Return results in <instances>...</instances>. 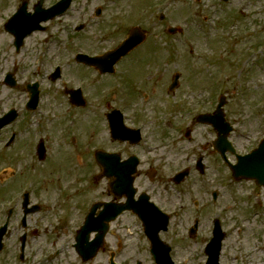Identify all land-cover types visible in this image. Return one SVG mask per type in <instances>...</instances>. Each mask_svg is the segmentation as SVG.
Here are the masks:
<instances>
[{
    "label": "rangeland",
    "instance_id": "obj_1",
    "mask_svg": "<svg viewBox=\"0 0 264 264\" xmlns=\"http://www.w3.org/2000/svg\"><path fill=\"white\" fill-rule=\"evenodd\" d=\"M7 6V3L0 5V21L8 14ZM98 7L103 9L99 17L95 13ZM238 7L246 9L247 14H237ZM114 12L120 18L112 17ZM161 13L165 15L163 20L160 18ZM56 21L51 30L56 35L53 44L54 59L64 60L66 68L69 67V59L80 48L89 52L102 51L110 44L121 42L133 25H140L148 33L149 41L128 57L132 72L127 80L132 97L138 96L137 88L139 83H143V62L146 61L151 64L148 73L156 74L157 85L155 81H151L144 90V96H152L145 108H150L154 103L162 104L165 108L168 103L164 100L167 96L177 98L187 91H193L192 100L203 97L199 100L201 110L209 109L213 112L220 95L226 94V117L237 127L231 138L238 149L242 151L251 146L241 137L245 128L252 136L264 135V107L257 106L258 102L264 103V0H231L227 4L222 0H74L69 14ZM66 23L71 26L66 27ZM82 23L85 27L76 31V26ZM169 26L180 27L185 34H172L168 31ZM1 32L0 54L7 64L13 61L14 56L10 37L6 35L4 38V32L0 28ZM45 36L47 35H42L43 38ZM43 38L39 42V36H36L24 48L29 50L25 52L26 67L32 62V58L28 59L27 56L32 57L31 52L37 53ZM256 50L262 51L259 56L251 55ZM213 52L215 55L212 56ZM76 71L80 74L83 69L78 67ZM176 72L181 73L182 85L174 92H169L168 86ZM50 82L53 81L46 79L42 82V109L36 113L23 112L21 115V118L24 117L17 127L21 131L16 146L18 149L11 151L18 150L16 158L21 161L20 177L15 182L9 178V170L15 159L2 153L0 146V207L16 194L19 196L22 183L26 180L24 189L29 188L28 182H31L35 200L47 197L60 202V207L55 211H48L45 207L42 213L31 215V218L40 216L53 219L66 216L73 218V223L77 225L79 219L82 222L91 204L103 196L102 192L106 188L104 181L96 183L92 177L100 172L94 159V149L123 146L109 142L102 123H96V136L85 137L82 133L85 124H81V115L75 113L77 111H66V106L70 105L68 102L65 105L62 101V85L59 81L52 84ZM26 96L23 89L10 90L1 86L0 100L4 103H0V113L4 108L24 106ZM140 107L142 106L137 105L136 110L140 111ZM168 107L165 111H156L157 123L151 125L149 136L147 135L149 143L165 141L164 139L167 141L162 154L161 150L156 155L158 160L166 163L175 161L173 165L170 163L171 167L163 162L159 166L161 175L168 172L164 180L169 182L167 176L178 169L181 163H178L177 158H183V154L179 156V152L183 150L185 154H205L208 166V173L191 189L192 198L195 193L194 197L198 198L201 207L186 209V216L182 214L183 221L187 218L191 222L193 216L200 219V233L205 237L211 235V221L215 217L221 220L224 229H234L223 243L224 264L244 260L252 263L264 261V189L253 182L233 178L230 169L213 148L214 129L212 146L211 137L202 126H195V140L187 141L185 131L193 123L189 121L195 116V108H191V112L186 107L173 109L170 104ZM47 109L52 112H47ZM258 112L261 113L257 114ZM143 117L147 119L144 114ZM165 121L171 122V128L162 125ZM10 132H6L2 141ZM40 139H44L49 148V160L45 166L40 165L37 157H31ZM84 143L90 147L86 149ZM80 163L81 167H78ZM68 169L72 171L69 173ZM88 173L89 183L85 180ZM198 176L200 175L196 178ZM60 183H64V186L60 187ZM147 183V177L142 176L136 185L139 189H145ZM214 191H218L216 202L212 198ZM251 206L256 210H251ZM238 223L243 225L241 239H238V229H235ZM181 231L186 235L184 230ZM181 239L184 240L183 236ZM191 240L188 242V249L186 243L182 244L185 248L180 250L181 259L189 257L186 264H201L204 261L203 253L195 254L198 235ZM242 253V258L234 256Z\"/></svg>",
    "mask_w": 264,
    "mask_h": 264
},
{
    "label": "flooded vegetation",
    "instance_id": "obj_2",
    "mask_svg": "<svg viewBox=\"0 0 264 264\" xmlns=\"http://www.w3.org/2000/svg\"><path fill=\"white\" fill-rule=\"evenodd\" d=\"M38 1L9 0L6 2V0H0V5L8 4V14L4 17L3 22H6L10 17L12 18L22 10L24 4H26L27 11L32 13ZM45 3H47V0H45ZM49 5L47 3V6ZM49 29L50 26H47L45 30ZM20 51H17V53ZM30 55L32 57H27L28 59L32 58L34 62L32 67H26L22 64L26 57V53L23 52L13 63V73L18 77L32 70V75H37L36 77L38 78L44 77L45 74L50 78L51 71L53 70L51 66L56 64V59L48 57L40 58L37 53L33 52ZM68 63L69 67L64 71L69 80L74 83L69 88H82L86 100L83 101L82 106L74 104L72 96L68 92L69 89H65L64 93L67 95V101L70 105L67 106L66 111L68 109L72 113L73 111H77L75 113L81 115V124H85V129L83 130L85 137L96 136L98 133L95 127L96 123H102V125L105 123L108 126V114L112 113L116 108L122 110L125 123L128 125L137 126V120L144 123V117L141 112L135 114L133 116L134 120H131V122L127 115L129 114L130 107L131 111L135 113L137 105L134 102L131 106V103H128L125 99L128 96H132L127 80L132 72V66L129 64L128 57L122 58L116 64L114 73L112 74H104L95 66L78 63L73 57L69 59ZM78 67H82L83 69L80 74L76 71ZM143 72L144 80L143 83H139V87L137 88L138 95L143 94L144 89L148 87L149 80L152 79V74H147L144 67ZM3 87L8 88L5 84ZM0 103L3 104L4 101L0 100ZM140 111L143 110L140 109ZM139 127L144 130V128H148V125L143 124L139 125ZM9 130L11 131V135L15 134L14 130L9 129V127L4 128L2 133L6 135V132ZM7 139L8 136L5 137V141ZM110 139L113 140L111 137ZM16 141L14 146L17 144ZM114 141L111 142L123 146V148L103 149L118 152L121 160H126L133 156L131 150L136 148L135 144L128 140ZM13 147L6 146V149H11L7 151V155L17 159L18 150L11 152L16 148ZM88 147L90 145L86 144V149ZM98 149L102 148L94 149V157ZM116 149H120V151ZM147 159L148 169L141 165L135 182L142 176H145L148 179V183L145 189L138 190L133 198L135 202H142V193L146 192L152 201L170 214L169 223L166 228H164L166 220L163 215L157 211L153 212L147 207L146 213L148 218H146V222L132 210H127L120 216L110 219L109 216L112 215V212L107 211V204L124 205L128 201V197L126 195L119 196L114 194L110 187V183L114 179L103 178L101 181H104L103 183H105L106 188L102 192L103 196L97 201L99 202V207L95 212L94 226L87 242L78 243L77 235L89 211L86 212L82 222L79 219L77 225H71L70 223L74 222V219L71 217L52 219L50 217L38 216L30 218L27 216L25 218L23 208L21 213H19L18 209L12 208L10 215L8 211L6 218H0V228L4 224H7V231L1 242L0 264H157L153 252H156L161 257L163 264H167L163 260V257H166L168 254H170L174 264H178L180 250L185 248L182 244L186 243V248L188 249V242L198 235L199 229L194 235V229L192 227L187 228L188 222L186 224L183 220H181V224L176 222L179 218H175L173 211L169 209L174 202L172 193L161 190L159 189L161 186L156 185V182H163L160 177H164L161 176L160 168L157 166L161 165L163 161L159 160V164H157L154 159L150 157ZM99 167L100 172H103L102 167ZM163 188L168 189L167 186ZM48 207L51 206L48 205ZM105 225L107 228H105ZM181 229L186 232V235ZM182 236L183 241L181 239Z\"/></svg>",
    "mask_w": 264,
    "mask_h": 264
},
{
    "label": "water",
    "instance_id": "obj_3",
    "mask_svg": "<svg viewBox=\"0 0 264 264\" xmlns=\"http://www.w3.org/2000/svg\"><path fill=\"white\" fill-rule=\"evenodd\" d=\"M67 2L68 0H64L60 5H58L57 7H55L53 10L55 13H57L59 11V9L61 7H66L67 5ZM137 31H135V33H133V36L132 37H135V34H136ZM130 40V39H129ZM134 38H132L127 44L125 47H128L129 45H131L133 42H134ZM224 113L223 111L221 110V105L219 106V110H218V113L215 115V116H212V123L219 129H224L225 128V125L223 124L224 123ZM1 127V125H0ZM226 139H225V136H222L219 141H217L215 143V147L217 149H220L222 154L224 155V151L226 150ZM264 156V143L263 145L261 146V148L259 150H257L256 152H254V159L250 160L249 162V170H255L257 168V164L261 161H262V158ZM260 160V161H259ZM234 169V172H236V175L239 176V175H242V176H247V177H257V174L256 173H253V172H249L246 171L245 173L242 172V168H241V162L239 165L237 166H234L233 167ZM220 241H221V235H218L216 238H215V242L214 244L212 245V252L213 253V260H212V264H216V260H217V256H218V251H219V248H220Z\"/></svg>",
    "mask_w": 264,
    "mask_h": 264
}]
</instances>
